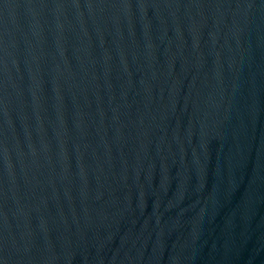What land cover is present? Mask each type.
Segmentation results:
<instances>
[{"label": "water", "instance_id": "water-1", "mask_svg": "<svg viewBox=\"0 0 264 264\" xmlns=\"http://www.w3.org/2000/svg\"><path fill=\"white\" fill-rule=\"evenodd\" d=\"M0 264H264V0H0Z\"/></svg>", "mask_w": 264, "mask_h": 264}]
</instances>
